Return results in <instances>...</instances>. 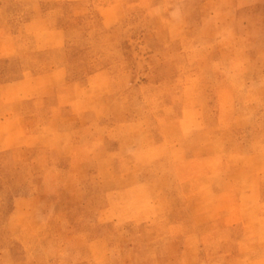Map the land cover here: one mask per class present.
Returning a JSON list of instances; mask_svg holds the SVG:
<instances>
[{
  "label": "rangeland",
  "instance_id": "374dc122",
  "mask_svg": "<svg viewBox=\"0 0 264 264\" xmlns=\"http://www.w3.org/2000/svg\"><path fill=\"white\" fill-rule=\"evenodd\" d=\"M0 264H264V0H0Z\"/></svg>",
  "mask_w": 264,
  "mask_h": 264
},
{
  "label": "crops",
  "instance_id": "0c3cea01",
  "mask_svg": "<svg viewBox=\"0 0 264 264\" xmlns=\"http://www.w3.org/2000/svg\"><path fill=\"white\" fill-rule=\"evenodd\" d=\"M12 120H14L16 122H19L18 128L15 131V134H17V135L20 136V134H22V129H23V121H22V118H21V116L14 115V117L12 118Z\"/></svg>",
  "mask_w": 264,
  "mask_h": 264
}]
</instances>
